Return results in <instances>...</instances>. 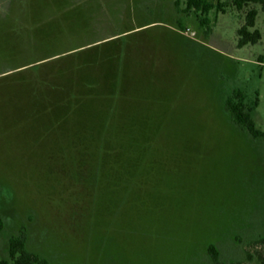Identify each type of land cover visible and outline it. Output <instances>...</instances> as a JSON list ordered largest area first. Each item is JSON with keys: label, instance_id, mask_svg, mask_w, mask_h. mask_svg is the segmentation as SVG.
Masks as SVG:
<instances>
[{"label": "rangeland", "instance_id": "1", "mask_svg": "<svg viewBox=\"0 0 264 264\" xmlns=\"http://www.w3.org/2000/svg\"><path fill=\"white\" fill-rule=\"evenodd\" d=\"M185 8L0 0V260L21 231L62 264H216L211 243L219 264H248L264 250V140L225 109L234 89L258 96L264 129V11L262 39L240 47L244 12L214 8L206 30Z\"/></svg>", "mask_w": 264, "mask_h": 264}, {"label": "trees", "instance_id": "2", "mask_svg": "<svg viewBox=\"0 0 264 264\" xmlns=\"http://www.w3.org/2000/svg\"><path fill=\"white\" fill-rule=\"evenodd\" d=\"M233 6L240 12L245 13V22L238 29V46L256 44L262 39L261 31L256 28V21L260 9L264 11V0H230L218 1L214 6L210 0H186V12L191 10L201 12V25L210 30L209 14L215 8L216 11L225 12L226 8ZM259 105V98L249 99L241 89H234L226 98L225 109L230 113L232 120L243 130L248 131L256 140H264V129L257 126L255 114ZM129 107L125 105L124 109ZM133 139H119L123 144ZM143 141V140H142ZM134 142H132L133 146ZM127 145V144H126ZM4 229V220L0 217V231ZM255 244H264V237L256 239ZM256 245V246H257ZM208 252L214 263L219 264V249L211 243ZM248 264H264V250L248 253ZM0 264H62L52 263L48 258L41 256L28 247V239L25 231L13 235L9 239L8 257L0 260ZM78 264V263H72Z\"/></svg>", "mask_w": 264, "mask_h": 264}]
</instances>
